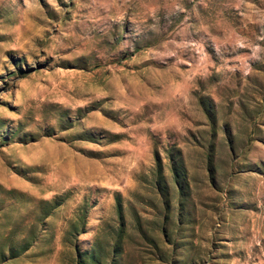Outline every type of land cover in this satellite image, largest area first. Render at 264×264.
<instances>
[{
    "label": "rangeland",
    "instance_id": "374dc122",
    "mask_svg": "<svg viewBox=\"0 0 264 264\" xmlns=\"http://www.w3.org/2000/svg\"><path fill=\"white\" fill-rule=\"evenodd\" d=\"M0 264H264V0H0Z\"/></svg>",
    "mask_w": 264,
    "mask_h": 264
},
{
    "label": "trees",
    "instance_id": "16d2710c",
    "mask_svg": "<svg viewBox=\"0 0 264 264\" xmlns=\"http://www.w3.org/2000/svg\"><path fill=\"white\" fill-rule=\"evenodd\" d=\"M172 172L177 189L182 190L186 185V173L180 161H172ZM162 196L167 197L168 191L159 189Z\"/></svg>",
    "mask_w": 264,
    "mask_h": 264
}]
</instances>
